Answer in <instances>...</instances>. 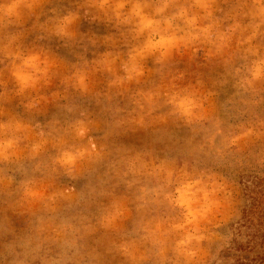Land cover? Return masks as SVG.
Instances as JSON below:
<instances>
[{"label":"clouds","instance_id":"obj_1","mask_svg":"<svg viewBox=\"0 0 264 264\" xmlns=\"http://www.w3.org/2000/svg\"><path fill=\"white\" fill-rule=\"evenodd\" d=\"M241 172L264 0H0V264H262Z\"/></svg>","mask_w":264,"mask_h":264},{"label":"rangeland","instance_id":"obj_2","mask_svg":"<svg viewBox=\"0 0 264 264\" xmlns=\"http://www.w3.org/2000/svg\"><path fill=\"white\" fill-rule=\"evenodd\" d=\"M139 139H146V136L141 134L140 137L133 138L137 142ZM238 181L241 185L238 199L241 202L243 218L250 222V217L257 215L260 217V227L253 239H257V251L261 256L262 264H264V176H259L254 172H241Z\"/></svg>","mask_w":264,"mask_h":264}]
</instances>
